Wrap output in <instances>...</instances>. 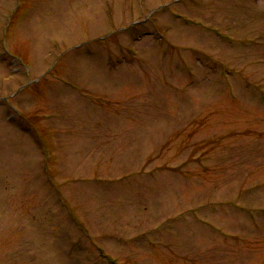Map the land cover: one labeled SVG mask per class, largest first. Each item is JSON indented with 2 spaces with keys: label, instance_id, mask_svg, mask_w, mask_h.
<instances>
[{
  "label": "rangeland",
  "instance_id": "obj_1",
  "mask_svg": "<svg viewBox=\"0 0 264 264\" xmlns=\"http://www.w3.org/2000/svg\"><path fill=\"white\" fill-rule=\"evenodd\" d=\"M0 264H264V0H0Z\"/></svg>",
  "mask_w": 264,
  "mask_h": 264
}]
</instances>
